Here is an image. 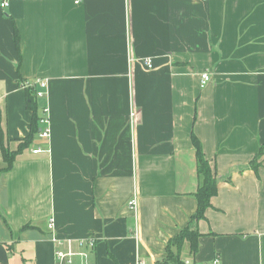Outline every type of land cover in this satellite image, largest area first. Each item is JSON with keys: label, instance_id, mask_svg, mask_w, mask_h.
<instances>
[{"label": "crops", "instance_id": "1", "mask_svg": "<svg viewBox=\"0 0 264 264\" xmlns=\"http://www.w3.org/2000/svg\"><path fill=\"white\" fill-rule=\"evenodd\" d=\"M39 79L50 140L10 171L0 146V263L57 264L68 241L96 238L90 264H157L191 226L186 262L264 264V0H0L11 150L32 127L24 85ZM193 134L219 183L195 220Z\"/></svg>", "mask_w": 264, "mask_h": 264}, {"label": "trees", "instance_id": "2", "mask_svg": "<svg viewBox=\"0 0 264 264\" xmlns=\"http://www.w3.org/2000/svg\"><path fill=\"white\" fill-rule=\"evenodd\" d=\"M15 42L17 49L20 50V34L17 29H15ZM36 89L32 86L25 87V93L27 94V107L32 110L33 116L31 121V130L29 134L20 141L16 149H12L5 144L3 140V135L0 131V146L2 150V156H4V161L6 166L3 168L4 171H10L17 159L18 155L33 144L34 139L38 136L42 130L40 119L43 114H40V107L36 94ZM192 141L195 146V151L197 155V166L200 185L195 192L197 196V209L193 216V220L196 218H205L207 209L212 206V198L218 192V180L216 169L208 161L205 151L203 150V144L198 136L192 135ZM263 152V149L262 151ZM254 167H257L255 164ZM201 233L198 230H193L191 226L181 230V232L170 239L168 244V252L166 259L159 260L157 264H186L184 257H182V249L187 244L189 245V251L192 255H195L199 249L200 241L199 238ZM2 264V263H0Z\"/></svg>", "mask_w": 264, "mask_h": 264}, {"label": "built area", "instance_id": "3", "mask_svg": "<svg viewBox=\"0 0 264 264\" xmlns=\"http://www.w3.org/2000/svg\"><path fill=\"white\" fill-rule=\"evenodd\" d=\"M83 0H74L76 3H81ZM7 4L5 2L2 3V6L5 7ZM132 60V59H131ZM145 65L148 68H153L154 67V61L151 57H146L144 60ZM212 75H210L209 72L207 73H202L201 74V82L200 85L201 87H205L207 83L211 80ZM26 86H32L36 89V96L37 98L41 99L44 97H47V87H48V81L44 79H39L36 80V82H27V84L24 85V89ZM44 109V114L42 115L40 119V124L44 125L45 127H42V130L38 134L39 140L41 141H49L50 139V127H48L49 123V115H48V110L47 106L43 107ZM40 148H36L33 150L34 153L40 152ZM137 204V200L134 199L131 202L132 208H135ZM53 224L51 223L50 227ZM96 238H90V239H80L77 242V247L76 245L72 244V241L67 242V247L65 249L60 248L56 251L55 253V258L57 260V264H90V253L96 248ZM218 262V260H217ZM138 264V263H137ZM186 264H190L188 261Z\"/></svg>", "mask_w": 264, "mask_h": 264}]
</instances>
